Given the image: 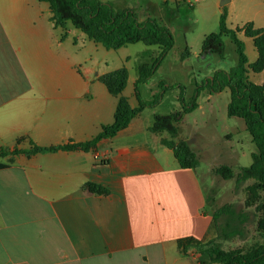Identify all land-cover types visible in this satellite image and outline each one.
Segmentation results:
<instances>
[{
    "label": "crops",
    "instance_id": "1",
    "mask_svg": "<svg viewBox=\"0 0 264 264\" xmlns=\"http://www.w3.org/2000/svg\"><path fill=\"white\" fill-rule=\"evenodd\" d=\"M103 1L137 14L136 3ZM181 1L139 0L150 11ZM50 17L46 2L0 0V149L85 142L113 122L117 97L98 80L109 70L80 57L77 29ZM254 17L246 22L264 27ZM258 73L250 81L262 84ZM146 131L140 112L95 150L0 157V264H196L177 240L214 237L204 186L197 168H181L161 144L169 134L153 140ZM173 139L199 159L197 143Z\"/></svg>",
    "mask_w": 264,
    "mask_h": 264
},
{
    "label": "trees",
    "instance_id": "2",
    "mask_svg": "<svg viewBox=\"0 0 264 264\" xmlns=\"http://www.w3.org/2000/svg\"><path fill=\"white\" fill-rule=\"evenodd\" d=\"M46 2L51 10L50 20L56 28L65 29L67 25L84 33L89 40L100 44L106 49H117L127 44L142 42L146 46H157L159 56L150 64L138 67V76L135 83V93L138 105L131 107L127 97L122 92L126 86L128 72L125 67H120L98 76L110 94L117 97L114 119L111 124L103 125L100 132L89 141L68 143L64 145L40 147L31 143L27 150L12 151L1 148L0 157L14 155L19 152L35 154L53 152L56 150H95L100 139L113 137L119 130L126 127L129 121L138 115L147 105L139 98L138 85L145 83L156 69L160 59L169 51L174 43L169 29L155 18L139 20L134 9L115 8L109 2L101 0H39ZM164 2L167 15L175 16L181 11V6L188 4L186 0L175 2L170 8ZM192 7V5H187ZM224 7V6H223ZM227 12L224 9L220 14L218 30L206 35L202 41V53H210L218 59L224 58V37L229 38L234 46L236 63L228 70L217 69L212 73V78H207L204 85L211 92H218L228 88L230 101L227 114L243 120L256 151L251 154L252 162L249 166L240 167L234 173L228 165L214 168V172L224 179H235V187L249 182L246 185V198L244 207L254 210L256 239L234 246L224 247L231 236H242L240 225H245L248 216L244 211L233 209L232 204H223L212 211V225L215 230L214 237L207 240H198L191 236L181 237L177 240V248L184 255L196 256V264H264V82L255 84L248 78L249 71L258 73L264 69V27H255L252 22H246L241 27L229 28L226 24ZM253 41L257 57L252 63L248 62L244 42L238 34ZM189 55L185 48L182 58ZM164 88V82H160ZM198 87V86H197ZM196 89L191 101L183 105L182 111L166 115H154L148 130L152 133L166 131L170 138H161L162 145L169 148L181 168H197L199 159L185 140H174L178 133V122L182 113L193 110L196 106ZM180 94V99H181ZM224 218V222H222ZM234 221V226L232 222Z\"/></svg>",
    "mask_w": 264,
    "mask_h": 264
},
{
    "label": "rangeland",
    "instance_id": "3",
    "mask_svg": "<svg viewBox=\"0 0 264 264\" xmlns=\"http://www.w3.org/2000/svg\"><path fill=\"white\" fill-rule=\"evenodd\" d=\"M190 1L192 7L184 4L179 13L169 16L165 10L146 9L139 0H125L130 7L136 3L139 20L155 18L169 29L174 40L172 48L160 59L152 75L145 83L138 85L139 98L147 104L141 111V122L149 126L154 115L182 111L183 105H188L199 88L197 106L189 112L182 113L175 138L189 139L192 146L196 148L194 145L196 143L199 146L201 153L197 174L207 196L206 212L212 213L223 204H232L233 209L247 214L248 220L245 225H240L243 235L235 237L233 235L224 243L225 248H234L251 241L252 237L254 239L257 237L254 210L252 207L245 208L243 204L246 198L245 188L249 182L235 187L234 177L224 179L214 172V168L225 164L237 173L240 167L251 164V154L256 151V146L243 120L227 114L229 89L211 92L204 85L207 78H212L215 70H226L235 65L236 54L233 44L229 38H223L225 53L222 60L213 54L202 53L201 45L206 35L218 30L219 17L224 9L227 12L226 24L230 28L241 27L251 16H255L256 24H263L264 19L257 17L255 12H264V0H231L224 5H221L222 0ZM157 5L161 6V3ZM169 6L174 7V4ZM75 31L76 35H79L77 46L80 57L91 55L92 61L95 64L98 62L100 68L107 71L120 67L127 69L128 81L122 93L129 98L132 105L137 106L135 83L138 67L142 64L150 65L159 56L158 47L137 42L117 49H106L87 40L84 33ZM81 38L85 39L86 46L82 45ZM240 38L244 41L248 61L252 63L256 59L252 39L243 34ZM66 42L73 45V36L70 35ZM185 48L189 49V55L182 58ZM262 75L252 72L249 74L250 80L255 83L261 81ZM160 82H164V88H161ZM160 136L168 137V133L164 131L157 135L146 131L147 139L157 140ZM221 220L224 222L225 219ZM232 225L234 226V221Z\"/></svg>",
    "mask_w": 264,
    "mask_h": 264
},
{
    "label": "water",
    "instance_id": "4",
    "mask_svg": "<svg viewBox=\"0 0 264 264\" xmlns=\"http://www.w3.org/2000/svg\"><path fill=\"white\" fill-rule=\"evenodd\" d=\"M229 0H222L221 1V5H224L226 2H228Z\"/></svg>",
    "mask_w": 264,
    "mask_h": 264
}]
</instances>
